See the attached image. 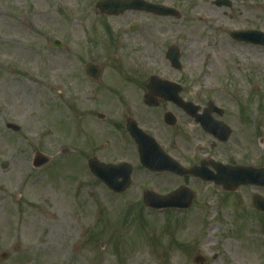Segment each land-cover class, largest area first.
I'll return each instance as SVG.
<instances>
[{
	"label": "rangeland",
	"instance_id": "obj_1",
	"mask_svg": "<svg viewBox=\"0 0 264 264\" xmlns=\"http://www.w3.org/2000/svg\"><path fill=\"white\" fill-rule=\"evenodd\" d=\"M100 1L0 0V254H11L0 264H131L137 256L135 264H264V214L253 206L264 189L229 194L194 177L148 172L125 130L135 118L184 167L203 159L264 167V47L230 36L264 32V0H147L179 18L107 17ZM54 39L65 48L51 47ZM171 46L181 51L179 71L166 60ZM90 62L103 69L98 82L86 75ZM153 75L183 85L185 100L224 108L229 141L218 145L170 104L146 107ZM164 112L178 118L174 128ZM37 152L51 158L39 170ZM93 157L130 164V189L112 193L89 172ZM183 187L196 196L189 210L143 204L144 191ZM36 214L42 219L31 226Z\"/></svg>",
	"mask_w": 264,
	"mask_h": 264
},
{
	"label": "water",
	"instance_id": "obj_2",
	"mask_svg": "<svg viewBox=\"0 0 264 264\" xmlns=\"http://www.w3.org/2000/svg\"><path fill=\"white\" fill-rule=\"evenodd\" d=\"M218 4L222 5V3ZM97 8L108 16H117L129 10L154 13L159 16L176 15V12L173 10L158 5H151L143 0H107L99 3ZM232 37L237 41L264 46V34L261 32H234ZM51 46L62 48L58 40H53ZM167 56L172 66L179 69V50L177 48H171ZM86 72L93 80L99 81L102 70L97 65L88 64ZM148 90L149 95L146 96V101L150 106H157V99L174 102L188 115L195 117L196 121L206 131L215 134L223 142L228 140L231 133L229 128L223 123L220 124L209 120L208 116L210 112H207L204 116H198L197 108L192 104L183 102L179 98L181 91L179 86L151 78ZM165 122L170 126L175 124V120L171 114L166 115ZM9 128H12L14 131L19 130L16 126H9ZM127 131L137 144L142 166L149 171L157 173L170 172L181 177L187 175L198 177L205 182H214L216 185L222 186L227 192H236L240 187L248 185L264 187V168L231 167L203 161L200 167H193L190 170H186L165 154L153 138L138 129L134 121L128 120ZM49 162L50 158L41 153H36L34 157V165L36 168L44 167ZM210 164L214 167L217 174L209 172L207 166ZM89 169L95 177L100 179L111 191L117 194L126 192L131 186L133 168L128 164L105 165L94 158L89 161ZM194 198L195 195L187 188H181L168 196H159L150 191H146L143 195L145 205L157 210L168 208L188 209L192 205ZM254 205L258 210L264 212L263 198L255 197ZM9 257V253H2L0 260H7ZM199 260L198 258L196 262H199Z\"/></svg>",
	"mask_w": 264,
	"mask_h": 264
},
{
	"label": "flooded vegetation",
	"instance_id": "obj_3",
	"mask_svg": "<svg viewBox=\"0 0 264 264\" xmlns=\"http://www.w3.org/2000/svg\"><path fill=\"white\" fill-rule=\"evenodd\" d=\"M226 2H227V0H225ZM230 7L232 6L231 4L229 5ZM140 13V12H139ZM158 17V16H157ZM167 60V59H166ZM168 61V60H167ZM171 66V65H170ZM172 68V67H171ZM146 87H147V85H146ZM147 94H149V90L146 88V90H145V95H147ZM145 95H144V97H145ZM186 101H189V100H186ZM163 102V101H162ZM191 102V101H190ZM211 101H207V103L205 104V105H202V106H200V105H198L197 103H195L196 105H197V108H198V110H199V114H204V113H206L207 111H215L214 113H211L210 114V120H213V121H223V117H225V109L224 108H222V107H220V106H211L209 103H210ZM170 104V105H172L174 108H177V110L178 111H181L182 113H184L179 107H177L175 104H173V103H169V102H163V104ZM147 107V106H146ZM160 107V106H159ZM158 107V108H159ZM149 108V107H148ZM150 109H156V108H150ZM217 111V112H216ZM167 112H164V114L161 116V118H162V120H164V117H165V114H166ZM185 114V113H184ZM191 121H193V123L195 124V126L196 127H198L204 134H206V135H208L209 137H211L213 140H214V142L215 143H218V145H219V143H221L217 138H215V136H213L212 134H209V133H207L203 128H201L199 125H197L196 123H195V121H194V119L192 118V117H190L189 115H187V114H185ZM176 117V116H175ZM177 118V117H176ZM127 120V119H126ZM178 122H179V120H178V118H177V124H178ZM172 128H174V127H172ZM212 160H214V159H212ZM220 162V161H219Z\"/></svg>",
	"mask_w": 264,
	"mask_h": 264
},
{
	"label": "bare ground",
	"instance_id": "obj_4",
	"mask_svg": "<svg viewBox=\"0 0 264 264\" xmlns=\"http://www.w3.org/2000/svg\"><path fill=\"white\" fill-rule=\"evenodd\" d=\"M201 6V5H200ZM203 8V7H202ZM198 28H194V29H191L190 30V33H198ZM224 43V41H220V44H223ZM146 53V55L148 54V50L145 52ZM51 214L50 213H48L47 214V216L45 217L46 219H47V221L49 220V219H51ZM42 216H40V215H38V214H36L35 215V217H32V218H29L28 220H29V223H30V225L31 226H34L36 223H37V221H39V219H42L41 218ZM195 231H196V229L192 226L190 229H189V234H193V233H195ZM210 234H212V232L210 231ZM206 244H208V241L206 240ZM143 258L142 257H136V258H134L133 260H132V262H131V264H135L136 262H138V261H141ZM106 264H112L110 261H106Z\"/></svg>",
	"mask_w": 264,
	"mask_h": 264
}]
</instances>
